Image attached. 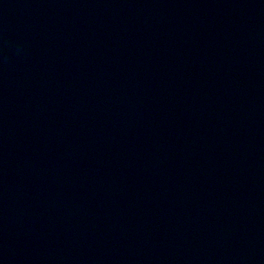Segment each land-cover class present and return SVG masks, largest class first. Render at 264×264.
Segmentation results:
<instances>
[{"label": "water", "instance_id": "water-1", "mask_svg": "<svg viewBox=\"0 0 264 264\" xmlns=\"http://www.w3.org/2000/svg\"><path fill=\"white\" fill-rule=\"evenodd\" d=\"M0 264H264V0H0Z\"/></svg>", "mask_w": 264, "mask_h": 264}]
</instances>
